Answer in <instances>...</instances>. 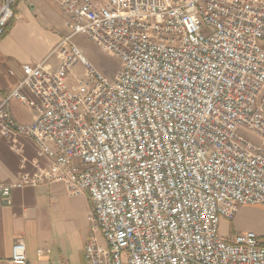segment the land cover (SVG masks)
Returning a JSON list of instances; mask_svg holds the SVG:
<instances>
[{
    "label": "built area",
    "instance_id": "built-area-1",
    "mask_svg": "<svg viewBox=\"0 0 264 264\" xmlns=\"http://www.w3.org/2000/svg\"><path fill=\"white\" fill-rule=\"evenodd\" d=\"M16 2L0 0V39ZM58 5L69 34L51 52L57 68L22 65L0 100V138L15 154L19 139L31 140L45 161L21 157L19 178L0 180L4 204L15 190L53 183L86 196L85 264H264L257 235L219 234L240 207H264V0ZM76 35L118 58L113 81ZM76 65L86 77L75 85ZM12 100L32 122L13 119ZM9 264H30L21 237Z\"/></svg>",
    "mask_w": 264,
    "mask_h": 264
},
{
    "label": "crops",
    "instance_id": "crops-1",
    "mask_svg": "<svg viewBox=\"0 0 264 264\" xmlns=\"http://www.w3.org/2000/svg\"><path fill=\"white\" fill-rule=\"evenodd\" d=\"M58 2L17 0V19L9 23L0 39V100L9 96L23 78L22 65L44 61L51 69L57 68L59 58L51 52L69 34ZM74 79L75 67L67 81L73 83ZM23 93L28 95L27 90ZM10 113L21 124L34 119V113L16 100L10 103ZM18 141L20 154H15L0 138L1 181L19 178L21 157L45 165L31 140ZM10 202L7 206L0 198V264H9L12 245L19 237L23 238L30 264H85L83 250L90 233L91 214L86 196L70 197L62 184L53 183L15 190ZM220 225L223 229L219 234L224 239L252 232L264 243V207H240L231 221L222 220Z\"/></svg>",
    "mask_w": 264,
    "mask_h": 264
},
{
    "label": "rangeland",
    "instance_id": "rangeland-1",
    "mask_svg": "<svg viewBox=\"0 0 264 264\" xmlns=\"http://www.w3.org/2000/svg\"><path fill=\"white\" fill-rule=\"evenodd\" d=\"M58 2L60 0H52ZM59 3V2H58ZM72 42L77 46L84 58L105 78L110 81L115 79L116 74L121 70V62L114 55L106 53L96 47L84 35H76ZM86 71L81 65L75 66V85L79 79H85ZM238 134L245 139L255 142L254 138L247 132L239 131ZM222 221V220H221ZM221 225L219 226V233L222 231ZM88 239V238H87ZM102 245H105L102 237L99 236Z\"/></svg>",
    "mask_w": 264,
    "mask_h": 264
}]
</instances>
